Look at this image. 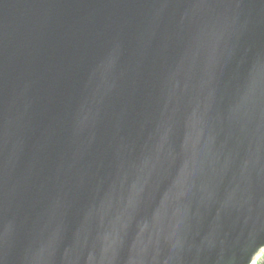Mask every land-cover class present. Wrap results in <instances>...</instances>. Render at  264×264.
Segmentation results:
<instances>
[{"label":"water","instance_id":"1","mask_svg":"<svg viewBox=\"0 0 264 264\" xmlns=\"http://www.w3.org/2000/svg\"><path fill=\"white\" fill-rule=\"evenodd\" d=\"M263 246L264 0H0V264Z\"/></svg>","mask_w":264,"mask_h":264},{"label":"bare ground","instance_id":"2","mask_svg":"<svg viewBox=\"0 0 264 264\" xmlns=\"http://www.w3.org/2000/svg\"><path fill=\"white\" fill-rule=\"evenodd\" d=\"M263 254H264V248H263ZM260 257H261V256H257V257H256V262H257L259 259L262 258V257H261V258H260Z\"/></svg>","mask_w":264,"mask_h":264},{"label":"rangeland","instance_id":"3","mask_svg":"<svg viewBox=\"0 0 264 264\" xmlns=\"http://www.w3.org/2000/svg\"><path fill=\"white\" fill-rule=\"evenodd\" d=\"M262 257V256H261ZM260 257V258H261ZM261 264H263V262H264V255H263V257H262V259L259 261Z\"/></svg>","mask_w":264,"mask_h":264}]
</instances>
